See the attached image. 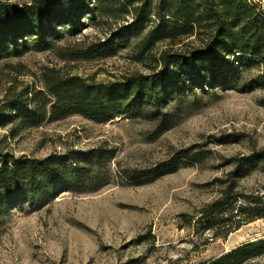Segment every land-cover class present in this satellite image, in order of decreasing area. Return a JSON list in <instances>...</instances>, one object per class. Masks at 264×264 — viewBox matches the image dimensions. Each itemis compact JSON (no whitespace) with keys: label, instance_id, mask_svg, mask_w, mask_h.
<instances>
[{"label":"rangeland","instance_id":"obj_1","mask_svg":"<svg viewBox=\"0 0 264 264\" xmlns=\"http://www.w3.org/2000/svg\"><path fill=\"white\" fill-rule=\"evenodd\" d=\"M252 1L264 8V0ZM98 35L89 27L53 49L0 59V118L11 114L8 100H28L42 88L48 68L90 82L147 72L130 49L101 58L62 57ZM169 107L181 117L156 137L152 121L124 115L102 123L73 114L31 128L1 124L0 153L7 157L43 158L97 146L113 155L102 163L95 192L66 191L39 208L7 203L0 210V264H200L263 238L264 217L211 241V230L195 234L191 224L232 182L243 192L264 193V163L243 177L232 173L237 158L264 147V88L196 89ZM118 170L144 177L127 179ZM248 264H264V255Z\"/></svg>","mask_w":264,"mask_h":264},{"label":"trees","instance_id":"obj_2","mask_svg":"<svg viewBox=\"0 0 264 264\" xmlns=\"http://www.w3.org/2000/svg\"><path fill=\"white\" fill-rule=\"evenodd\" d=\"M89 27H97L100 35L62 57L101 58L130 49L131 58L147 72L90 82L48 68L42 74V88L32 90L30 99L6 102L11 114L0 118V125L9 120L19 128H31L47 118L55 121L73 114L102 123L124 115L152 121L156 137L179 121L178 108L169 106L184 93L214 87L264 88V8L252 0L0 1V59L53 49L58 41ZM112 153L101 146L43 158L0 153V210L7 203L25 202L39 208L66 191H97L102 163ZM236 161L232 173L246 176L264 163V147ZM263 217L264 193L243 192L232 182L199 210L193 225L187 223L195 234L211 230L206 238L211 241ZM262 255L264 237L200 264H248Z\"/></svg>","mask_w":264,"mask_h":264}]
</instances>
